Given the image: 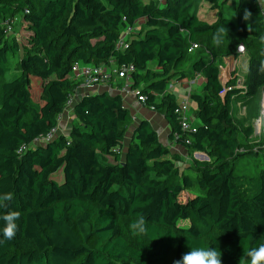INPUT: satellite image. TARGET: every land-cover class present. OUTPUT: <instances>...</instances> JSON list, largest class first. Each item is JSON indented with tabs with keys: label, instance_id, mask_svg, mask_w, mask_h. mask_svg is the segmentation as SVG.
Returning <instances> with one entry per match:
<instances>
[{
	"label": "trees",
	"instance_id": "trees-1",
	"mask_svg": "<svg viewBox=\"0 0 264 264\" xmlns=\"http://www.w3.org/2000/svg\"><path fill=\"white\" fill-rule=\"evenodd\" d=\"M262 9L264 0H0V195L13 196L4 211L20 213L0 264H173L209 247L222 264H249L247 252L264 243V148L232 103L258 101L264 87ZM239 44L246 72L239 81L234 67L225 82L222 61L236 60ZM112 60L133 64L131 89L164 116L169 143L187 158L106 90L74 100L68 133L36 142L76 93L73 65ZM197 75L201 89L189 99L198 122L183 131L168 86ZM141 214L147 232L133 235Z\"/></svg>",
	"mask_w": 264,
	"mask_h": 264
},
{
	"label": "built area",
	"instance_id": "built-area-1",
	"mask_svg": "<svg viewBox=\"0 0 264 264\" xmlns=\"http://www.w3.org/2000/svg\"><path fill=\"white\" fill-rule=\"evenodd\" d=\"M264 14V9H262ZM9 29V28H8ZM138 29V25L125 27L124 31L118 40L117 49H125L127 47V37L130 33H134ZM237 47V52L241 55L245 54L243 44H239ZM198 45L192 43L188 48V51L191 52L193 49L197 48ZM134 70L132 63H122L118 65L115 60L111 61L110 65H99V66H81L78 63H75L72 67L74 72L75 80L78 81V86L76 92L85 91H100L106 90L110 93L120 94L123 98L127 95H134L136 99L144 105V96L137 95L136 91L131 89V73ZM240 81V80H239ZM172 83L168 86L170 90L172 88ZM75 95H72L66 102L65 110L68 111L71 109L72 104L75 100ZM189 95L179 103L178 107L175 109V112L178 115V120L180 127L183 131H195L196 126L194 125V117L192 116L191 111L189 110ZM145 106V105H144ZM259 120V119H258ZM264 133V128L262 130ZM57 133L56 128L46 135L41 136L39 139H36L37 143H44L52 139ZM196 156V153H195Z\"/></svg>",
	"mask_w": 264,
	"mask_h": 264
},
{
	"label": "clouds",
	"instance_id": "clouds-1",
	"mask_svg": "<svg viewBox=\"0 0 264 264\" xmlns=\"http://www.w3.org/2000/svg\"><path fill=\"white\" fill-rule=\"evenodd\" d=\"M251 13L247 10L244 11L243 19L247 20ZM225 33L224 29H220L213 40L219 44ZM264 40V37L261 38ZM242 47V46H238ZM259 71H264V63H261ZM13 196L11 193H4L0 195V244L11 241L15 238L18 225L17 220L20 218V213L15 210L4 211L7 208L8 202L12 201ZM133 235H143L147 232L146 218L143 214L129 225ZM222 253L216 248H196L188 250L183 253L179 259L173 260V264H222ZM249 264H264V243L258 247L252 248L247 252Z\"/></svg>",
	"mask_w": 264,
	"mask_h": 264
},
{
	"label": "crops",
	"instance_id": "crops-1",
	"mask_svg": "<svg viewBox=\"0 0 264 264\" xmlns=\"http://www.w3.org/2000/svg\"><path fill=\"white\" fill-rule=\"evenodd\" d=\"M245 57H244L243 61L240 58L237 60V66L243 64L242 68L244 69V74L246 72L247 62H248L247 57L246 58ZM233 63H235V62L233 61ZM200 83H201L200 79L197 75L193 79L185 78V79H181L179 81H176L175 83H173V88L174 87L175 88L174 89L171 88L170 90L175 93L178 103H181L183 101V99H185L188 95H190L189 92L197 91L194 86L199 85ZM93 92H97V91H93V90L89 91V93H93ZM83 94H86L85 91H79L78 90L76 92L75 99L77 100ZM122 99H123V102L126 105V107H128V109L130 110L134 124L137 123V121L141 118L148 119L149 122L151 123V125L155 128V130L157 129L156 131H157L158 136L161 139V141L164 144H167L171 151L177 152V153L181 154L182 156H184L185 158H187V155H186L187 153H186L184 148H182L181 146H179L177 144L169 143L168 135H169L170 127H169L168 122L166 121V119L164 118V116L162 114L156 113V112L148 109L147 107H145L143 104H141L136 99V97L134 95H127L124 98L122 97ZM194 104H195V102H194ZM190 109L192 110V111L191 110L190 111L192 113V116L194 117V123L195 122L197 123L198 119H197L196 114H195L196 104H195V107H191ZM72 119H73V114L71 113V110L69 109V111H64L59 117L58 125L56 127L57 133L55 134V136L58 135L59 133H65V134L68 133Z\"/></svg>",
	"mask_w": 264,
	"mask_h": 264
},
{
	"label": "rangeland",
	"instance_id": "rangeland-1",
	"mask_svg": "<svg viewBox=\"0 0 264 264\" xmlns=\"http://www.w3.org/2000/svg\"><path fill=\"white\" fill-rule=\"evenodd\" d=\"M143 2H148L149 0H142ZM158 2L159 0H151ZM204 14L209 16V13L213 12L208 5H203ZM207 16V17H208ZM17 19L14 21V25H16L14 28L16 29V37L18 41L21 43L24 42V36L25 32L23 29L19 26L17 23ZM245 55H239V57L236 60H233L230 57H226L222 61L221 65V77L226 82L229 77L231 76V72L234 67L238 69V79L241 80L244 75V69L242 68V65L237 66V60L240 58L244 59ZM246 58V57H245ZM235 63H233V61ZM13 62V60H12ZM154 64H151V67H154ZM173 85V84H172ZM192 86V85H191ZM197 91L201 89V84L194 86ZM193 87V88H194ZM173 88V86H172ZM175 88V87H174ZM173 88V89H174ZM189 110H191V107H195V104L193 101H189ZM69 111V110H68ZM192 111V110H191ZM232 115L234 119L243 127L247 125H251L253 127V134L251 135L250 139L255 144L256 147H262L264 148V133L262 134V130L264 128V87L260 91L259 99L256 101V99L247 101V102H239L234 101L232 103ZM259 119V120H258ZM155 129V128H154ZM157 130V129H156ZM200 153H196L197 158H201Z\"/></svg>",
	"mask_w": 264,
	"mask_h": 264
},
{
	"label": "water",
	"instance_id": "water-1",
	"mask_svg": "<svg viewBox=\"0 0 264 264\" xmlns=\"http://www.w3.org/2000/svg\"><path fill=\"white\" fill-rule=\"evenodd\" d=\"M200 155H201V158L200 159H204V158L206 159V155H204V154H200Z\"/></svg>",
	"mask_w": 264,
	"mask_h": 264
}]
</instances>
